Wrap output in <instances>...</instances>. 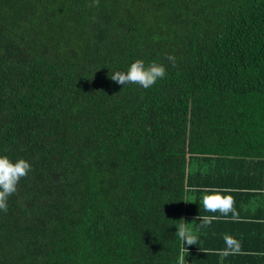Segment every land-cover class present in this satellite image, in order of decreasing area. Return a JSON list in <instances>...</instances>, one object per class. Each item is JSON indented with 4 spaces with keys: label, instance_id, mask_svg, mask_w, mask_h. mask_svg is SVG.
I'll return each mask as SVG.
<instances>
[{
    "label": "trees",
    "instance_id": "obj_1",
    "mask_svg": "<svg viewBox=\"0 0 264 264\" xmlns=\"http://www.w3.org/2000/svg\"><path fill=\"white\" fill-rule=\"evenodd\" d=\"M90 3L0 0V264H187L209 195L264 192V0Z\"/></svg>",
    "mask_w": 264,
    "mask_h": 264
},
{
    "label": "crops",
    "instance_id": "obj_2",
    "mask_svg": "<svg viewBox=\"0 0 264 264\" xmlns=\"http://www.w3.org/2000/svg\"><path fill=\"white\" fill-rule=\"evenodd\" d=\"M231 198V210L220 211ZM188 233L196 237L187 264H264V192L227 191L209 195Z\"/></svg>",
    "mask_w": 264,
    "mask_h": 264
},
{
    "label": "clouds",
    "instance_id": "obj_3",
    "mask_svg": "<svg viewBox=\"0 0 264 264\" xmlns=\"http://www.w3.org/2000/svg\"><path fill=\"white\" fill-rule=\"evenodd\" d=\"M89 7H98L99 0H91ZM166 59L175 66L176 58L174 55H167ZM166 75V68L163 64L156 61L146 64L142 59H136L130 64L126 71H116L110 75V79L117 84L125 86L136 84L144 89L153 86L159 79ZM31 164L23 158L15 161L7 155H0V210L5 213L8 211L7 201L9 196L17 192L19 181L25 178L31 171ZM231 198L222 200L220 211L228 212L231 210ZM179 235L188 245L196 243V237L186 232L183 226L179 230Z\"/></svg>",
    "mask_w": 264,
    "mask_h": 264
},
{
    "label": "snow or ice",
    "instance_id": "obj_4",
    "mask_svg": "<svg viewBox=\"0 0 264 264\" xmlns=\"http://www.w3.org/2000/svg\"><path fill=\"white\" fill-rule=\"evenodd\" d=\"M212 203H213V204H215V203H220V201H218V200H214V201H212Z\"/></svg>",
    "mask_w": 264,
    "mask_h": 264
}]
</instances>
